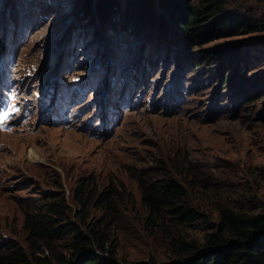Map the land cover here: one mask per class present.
<instances>
[{"label": "rangeland", "instance_id": "374dc122", "mask_svg": "<svg viewBox=\"0 0 264 264\" xmlns=\"http://www.w3.org/2000/svg\"><path fill=\"white\" fill-rule=\"evenodd\" d=\"M83 1L0 0V55L15 50L19 100L29 109L14 129H0V244L19 246L29 257L67 256L69 234L46 247L25 224V211L54 192L69 207L66 220L82 230L107 222L105 247L116 250L119 264L171 263L170 237L201 241L223 205L264 213V29L208 33L192 43L194 52L235 54L229 64L197 67L158 0L152 20L126 27L130 0H117L116 27L109 30L100 28L96 0L87 16ZM218 1L220 14L264 26V0ZM126 79L134 85L130 93L108 101ZM57 84L81 92L71 127L41 118L46 93ZM140 179L175 181L197 219L186 225L150 216ZM80 182L96 194L113 187L114 211L92 203L81 212L74 197Z\"/></svg>", "mask_w": 264, "mask_h": 264}, {"label": "trees", "instance_id": "16d2710c", "mask_svg": "<svg viewBox=\"0 0 264 264\" xmlns=\"http://www.w3.org/2000/svg\"><path fill=\"white\" fill-rule=\"evenodd\" d=\"M167 15L181 29L187 45V60L198 67L205 62L218 63L220 59L229 64L234 56V49H203L194 52L193 42L206 39L208 33L216 35L220 32L233 33L254 32L263 30L259 20L253 17L231 16L220 14L218 0H202V7H193L186 0H158ZM152 0H130L126 9L129 15L122 18V24L132 20L150 21L154 17ZM119 4L117 0H96L94 11L100 28L115 29L114 15ZM133 6V7H132ZM91 0L83 1L82 13L87 16ZM243 77V76H242ZM142 201L148 208L150 216L168 215L177 224H191L198 217L196 211L185 203V192L171 179H158L150 182L139 180ZM117 191L112 187L96 194L89 183H79L74 197L81 206V212L89 204H96L105 212L114 211V195ZM69 207L63 195L54 192L43 202L34 204L25 211V224L32 238L40 240L48 247L51 242L65 232L70 235L67 256L49 254L44 258L30 257L19 247L11 243L0 244V264H119L116 250L106 248L109 242L104 230L107 222L102 224H83L82 230L75 223L66 220ZM101 223V222H100ZM170 250L174 260L169 264H264V213L253 214L246 210L230 206H221L218 222L211 231L203 235L201 241L186 240L182 237H170ZM51 246V245H50ZM96 249L98 252L94 251ZM155 264V263H136Z\"/></svg>", "mask_w": 264, "mask_h": 264}, {"label": "clouds", "instance_id": "9594fccd", "mask_svg": "<svg viewBox=\"0 0 264 264\" xmlns=\"http://www.w3.org/2000/svg\"><path fill=\"white\" fill-rule=\"evenodd\" d=\"M129 83H131V82H129L126 79V80L122 81V83L120 84V86L118 87V90H116V92L114 91V89L110 90L111 93L108 96V101L113 102L114 100H116V98H118V97L122 98L125 94L130 93L129 92V87H130ZM53 85H55V83ZM132 86H134V85L132 84ZM46 95H47L46 105H45L46 107H43V108H48V112H47L46 118L42 117V114H41V118L43 121H48L50 123H55V124H58V125L64 126V127H71L78 121V118H79L78 109L79 108H77V105H79L78 99L81 96V92H76V93L72 94L71 92H69L65 88L64 85L57 84V86H53V88H49ZM63 101L66 103H69L71 106L73 105L72 108L68 111V114L70 116V121H67L65 123L64 122H58L56 120H52L56 117L55 116L56 112H53V111L51 112V110H50L51 108L57 106L58 103H60V102L63 103ZM104 102H105V100L103 101V103ZM105 109L106 108L104 106L103 112H105ZM14 127H13V129H14Z\"/></svg>", "mask_w": 264, "mask_h": 264}]
</instances>
